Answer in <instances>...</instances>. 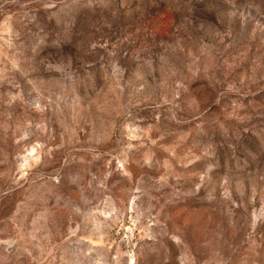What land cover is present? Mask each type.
I'll list each match as a JSON object with an SVG mask.
<instances>
[{
    "label": "rangeland",
    "instance_id": "1",
    "mask_svg": "<svg viewBox=\"0 0 264 264\" xmlns=\"http://www.w3.org/2000/svg\"><path fill=\"white\" fill-rule=\"evenodd\" d=\"M0 264H264V0H0Z\"/></svg>",
    "mask_w": 264,
    "mask_h": 264
}]
</instances>
